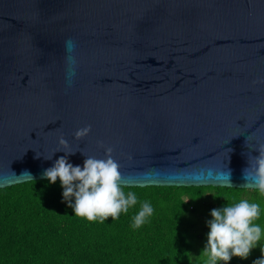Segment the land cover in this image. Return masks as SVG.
Returning a JSON list of instances; mask_svg holds the SVG:
<instances>
[{
    "label": "water",
    "instance_id": "obj_1",
    "mask_svg": "<svg viewBox=\"0 0 264 264\" xmlns=\"http://www.w3.org/2000/svg\"><path fill=\"white\" fill-rule=\"evenodd\" d=\"M262 144L264 0H0V187L107 147L122 185L245 187Z\"/></svg>",
    "mask_w": 264,
    "mask_h": 264
},
{
    "label": "trees",
    "instance_id": "obj_2",
    "mask_svg": "<svg viewBox=\"0 0 264 264\" xmlns=\"http://www.w3.org/2000/svg\"><path fill=\"white\" fill-rule=\"evenodd\" d=\"M77 183V182H74ZM137 203L113 220L77 217L64 201L61 182L30 179L0 187V264H207L204 254L211 211L240 201L260 205V239L247 258L264 249V194L258 188L225 185H122ZM195 199V200H194ZM74 203V198L70 197ZM144 203L153 208L145 223L134 218ZM216 264H225L218 260Z\"/></svg>",
    "mask_w": 264,
    "mask_h": 264
},
{
    "label": "clouds",
    "instance_id": "obj_3",
    "mask_svg": "<svg viewBox=\"0 0 264 264\" xmlns=\"http://www.w3.org/2000/svg\"><path fill=\"white\" fill-rule=\"evenodd\" d=\"M71 44V41L66 42L69 53L72 52ZM68 61L70 65L74 64L71 55L68 56ZM68 75L69 77L74 75L72 68L69 69ZM90 131V125L77 130L75 139H82ZM59 143L67 145L63 136L60 137ZM100 147H104L102 142ZM112 151L111 147L105 149L107 157L105 160L86 157L83 168L69 163L67 156L74 153L65 152V156L59 157L52 167L44 171L43 176L52 184L59 178L64 189V201L68 202L75 216L86 218L88 221L99 219L103 223L108 217L117 219L122 211L127 213L128 209L137 203L134 192H128L125 197L120 187V166L113 160ZM255 151L258 155L247 154V166L242 169V179L245 181V187L254 185L261 194H264V144ZM36 156L39 157L37 154ZM23 174L31 176L27 171ZM228 176L230 178L231 169ZM70 197L74 198V203L69 200ZM152 213L153 208L150 204L144 203L142 210L134 218L133 227H141ZM259 215L260 205L246 200L234 206L212 209V219L207 222L210 231L203 249L204 254L208 256L207 264H216L218 260H223L227 264L232 257L247 258L261 236L260 226L253 223ZM261 252V258L253 264H264V249H261Z\"/></svg>",
    "mask_w": 264,
    "mask_h": 264
}]
</instances>
